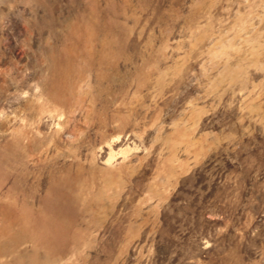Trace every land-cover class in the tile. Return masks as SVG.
I'll list each match as a JSON object with an SVG mask.
<instances>
[{
  "label": "rangeland",
  "instance_id": "374dc122",
  "mask_svg": "<svg viewBox=\"0 0 264 264\" xmlns=\"http://www.w3.org/2000/svg\"><path fill=\"white\" fill-rule=\"evenodd\" d=\"M0 264H264V0H0Z\"/></svg>",
  "mask_w": 264,
  "mask_h": 264
}]
</instances>
